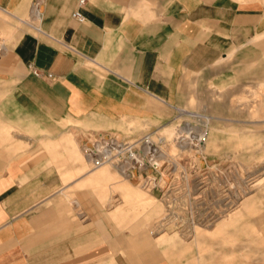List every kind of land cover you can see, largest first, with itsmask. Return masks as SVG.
<instances>
[{
  "label": "crops",
  "instance_id": "obj_1",
  "mask_svg": "<svg viewBox=\"0 0 264 264\" xmlns=\"http://www.w3.org/2000/svg\"><path fill=\"white\" fill-rule=\"evenodd\" d=\"M79 1L0 0L29 27L0 60V264H227L210 239L223 226L193 240L162 232L172 222L151 221L154 197L115 165L83 159L69 132L155 129L177 111L195 115L180 108L188 77L264 39V0ZM184 125L166 124L162 143L178 141ZM151 135L164 161L183 149L163 151ZM81 158L92 165L85 172Z\"/></svg>",
  "mask_w": 264,
  "mask_h": 264
},
{
  "label": "rangeland",
  "instance_id": "obj_2",
  "mask_svg": "<svg viewBox=\"0 0 264 264\" xmlns=\"http://www.w3.org/2000/svg\"><path fill=\"white\" fill-rule=\"evenodd\" d=\"M19 18L28 19V15ZM27 31L29 27L0 10V60L5 53V45L10 48ZM188 78L187 94L180 108L206 121L177 111L176 116L165 125L175 128L188 123L191 126L183 127L199 128L206 132L208 145L202 149L205 141L198 151L188 145L185 148L184 143L178 140L183 127L175 134L179 147L192 151L172 148L178 145L175 138H168L169 143L159 145L163 151L172 148V160L168 162V158L164 168L178 167L167 177L175 184L173 189H167V192L160 188L150 189V192L145 190L156 200L152 202L157 209L149 218L155 222V226L167 216L177 218L169 223L167 231L162 232H177L181 236L177 239L183 240H193L192 233L208 234L216 227L223 226V234L210 239L220 242L224 253L227 251V264H233V259L235 263L239 259L240 264H264V39L233 46L210 67ZM164 126L147 129L132 122L111 132L100 128L83 133L72 128L69 133L77 140L82 151V142L91 145V142L99 139L100 134L106 139H115L117 133L120 139L132 141L152 131L153 141L158 143L162 138L160 129ZM193 138L194 144H197V138ZM157 153L162 152L158 150ZM156 159L164 161L161 154ZM82 163L83 172L92 167L84 160ZM148 173L149 178L160 179L163 176L162 173L151 174L150 170ZM115 175L114 180L123 179L118 173ZM144 177L135 174L128 179L134 180L142 188ZM252 195L253 201L245 208ZM108 197L102 196L100 199L105 201ZM234 214L238 216L234 218V223L229 224L227 219ZM234 230L238 234L230 236ZM237 246L240 247L239 251L233 250Z\"/></svg>",
  "mask_w": 264,
  "mask_h": 264
},
{
  "label": "built area",
  "instance_id": "obj_3",
  "mask_svg": "<svg viewBox=\"0 0 264 264\" xmlns=\"http://www.w3.org/2000/svg\"><path fill=\"white\" fill-rule=\"evenodd\" d=\"M85 3V0H80L79 5H83ZM72 17L78 22L81 23L84 18L82 14H79L77 12L72 13ZM32 75L34 74L35 76H39L40 73L36 68L30 67ZM50 77V76H48ZM147 135L142 136L141 138L133 139L132 141L126 140V139H111V138H105L102 134L98 136V140H94L91 142V145H85L83 146V157L85 158H90L93 161V164L95 166L100 165L102 162L109 161V163L115 165L118 167V170L121 174L125 175L126 177H131L134 176L135 174L137 175H142L145 177L142 179L141 184L142 188L144 190H147L150 192V189L153 188H160L161 190L168 191L167 189H173V185L170 181L168 176H170V172L173 170V173L177 171V167H171L170 169H165V161H162V166L156 170L155 167L151 166L147 162L146 165L144 163H141V160L143 159L145 162L148 161L149 159L147 156L143 153L142 148L145 146L147 142ZM158 144H163L161 139L158 140ZM155 144L154 146H156ZM106 148L108 150V155L106 156ZM154 148V147H153ZM141 158V159H140ZM129 162L130 164L128 167L124 170L121 169L122 164H126ZM149 170L150 173H162L163 176H166L164 178L163 176L160 179H157L156 177L154 178H149ZM160 174V175H162ZM165 179V181H164ZM161 181H163V185H161ZM171 183V184H170ZM171 187V188H170ZM176 188V187H175ZM165 192V193H166ZM168 218V219H167ZM173 218V220H172ZM171 219V222L176 221L177 218L169 216L162 218L160 221L162 224Z\"/></svg>",
  "mask_w": 264,
  "mask_h": 264
},
{
  "label": "bare ground",
  "instance_id": "obj_4",
  "mask_svg": "<svg viewBox=\"0 0 264 264\" xmlns=\"http://www.w3.org/2000/svg\"><path fill=\"white\" fill-rule=\"evenodd\" d=\"M192 117H195L197 118V116L195 115H191ZM200 117V116H199ZM201 118V117H200ZM196 129V128H195ZM181 134L178 138V140L180 142H183L184 143V147H188V146H191L194 150L197 149V151L199 150V148L203 145V143L206 141V132L202 131L201 129L199 130V128L197 130H193V129H189L188 127L185 128L183 127L181 129ZM194 131V132H192ZM195 137V140L197 138V144H194V138ZM147 139V142L145 144V148L142 149L143 153L147 156V158L149 159L148 161H144L143 159L141 160V163H144V165L147 164V162L149 164H151V166L155 167L156 170H158L160 168V164L163 163L160 159H156L157 156L159 155L157 153L158 149L154 148L153 149V145H152V141L149 139V137L145 138ZM191 142V143H190ZM183 145V144H182ZM188 145V146H186ZM201 149V148H200ZM107 150V148H106ZM193 150V151H194ZM161 152V151H160ZM106 156L108 155V150L106 151ZM89 158V157H88ZM90 159V158H89ZM141 159V158H140ZM92 161V159H90ZM93 162V161H92ZM109 163V161H105V162H102L100 165H97L96 167L98 166H101L102 164H107ZM111 164V163H109ZM130 163L127 162L126 164H122L120 167L122 170L126 169L128 167ZM162 166V164H161ZM118 168V167H117Z\"/></svg>",
  "mask_w": 264,
  "mask_h": 264
}]
</instances>
